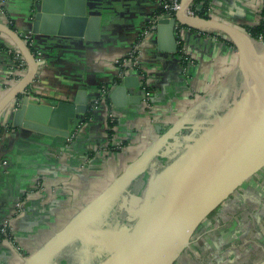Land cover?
Masks as SVG:
<instances>
[{"label": "crops", "instance_id": "1", "mask_svg": "<svg viewBox=\"0 0 264 264\" xmlns=\"http://www.w3.org/2000/svg\"><path fill=\"white\" fill-rule=\"evenodd\" d=\"M30 1L0 0L17 32L30 30L26 21ZM86 4L96 21L87 25L83 37L61 43L67 52L66 63H52L43 56L44 63L28 89L33 99H73L78 90H85L90 102L99 85L112 83L115 61L157 8L153 0H86ZM260 6L261 0H211L209 14L244 30V25L258 22ZM0 22L7 24V18L0 16ZM224 39L229 38L217 31L185 32L182 43L193 59L185 72L179 70L183 67L179 52L161 56L154 34L146 41L140 52V70L148 77L153 101L145 110L141 101L120 108L109 103L117 120L113 142H125L118 151L104 147L105 112L100 109L82 123L70 142L65 136L13 132L8 128V112L0 117L4 127L0 133V224L11 218L12 230L10 240L0 236V264H21L162 135L170 132L135 181L148 180L160 170L164 157L178 152L175 149L181 143L197 137L228 112L243 94L238 93L244 75L235 46ZM254 41L259 51L264 49V42ZM0 42L4 44L0 48L2 97L24 69L13 65V44L1 33ZM135 74L129 71L127 75ZM256 251L264 252V166L205 218L175 264H244Z\"/></svg>", "mask_w": 264, "mask_h": 264}, {"label": "water", "instance_id": "2", "mask_svg": "<svg viewBox=\"0 0 264 264\" xmlns=\"http://www.w3.org/2000/svg\"><path fill=\"white\" fill-rule=\"evenodd\" d=\"M191 2L180 0L172 16L157 19L156 51L161 56L180 51L178 25L223 33L236 48L245 92L220 120L185 141L184 149H178L170 163L151 173L140 205L128 212L129 224L116 222L118 227L109 228L108 214H115L113 205L146 171L170 132L152 142L21 264H59L61 252L75 241L81 242L85 255L80 264L96 258V264H172L188 248L205 218L264 166V49L259 51L254 39L241 28L188 14ZM86 6V0L30 1L26 21L50 62L66 63L67 52L61 43L83 37L87 25L96 21ZM0 33L26 63L22 76L0 97V117L8 112L13 132L68 136L84 122L90 108L86 91L78 90L73 99H33L28 89L44 60L37 59L19 32L4 22H0ZM140 72L125 75L111 88L109 100L114 107L141 101L140 89H128L139 88ZM256 264H264V258Z\"/></svg>", "mask_w": 264, "mask_h": 264}, {"label": "built area", "instance_id": "3", "mask_svg": "<svg viewBox=\"0 0 264 264\" xmlns=\"http://www.w3.org/2000/svg\"><path fill=\"white\" fill-rule=\"evenodd\" d=\"M156 2L157 7L164 8L168 14L165 17L172 16L171 13L174 14V12L179 7V1L180 0H163L160 2V0H153ZM188 14L194 15L193 12L188 8L186 11ZM0 16H4L3 10L0 8ZM158 17H151L149 22L143 24V27L138 32V35L136 37V40L132 42L131 45L127 48V50L124 52L120 58H118L115 61L117 70H116V76L120 79H122L125 75L129 73V71L137 72L140 70V52L143 47V45L148 41V39L151 38V36L154 34L155 25ZM191 30H197L199 34L202 32L205 34H208L212 32L211 30H205V29H195L188 26L178 25L177 26V35L180 42V51H181V58L183 59V62L185 64L183 65L181 71H186V67L188 64L193 63V59L188 54V51L184 45L183 42V34L187 31ZM21 38L26 43V45L31 49L32 53L35 55L37 59H42L44 52L41 49V46L37 42L36 38L32 34L30 30L19 32ZM14 48V47H13ZM179 51V53H180ZM14 59L18 62L15 67H18L19 69H26V63L20 53L14 48ZM141 72L138 74L139 78V89L141 91V103L145 107V109L150 108L151 105V91L149 90L148 86H150V82L148 80V77L146 74L140 70ZM115 85V83L111 84H101L98 88L97 94L93 97V99L90 101V107H92L94 110H103L105 112V118L104 123L106 126V118L116 119V115L110 110V104L106 102L107 96H109L111 88ZM84 123V122H83ZM82 123H79L76 125V127L73 128V130L66 136V141L70 142L72 141L79 131L81 130ZM114 144L117 147H121L119 143ZM107 146V142L104 145V147ZM122 148V147H121ZM21 204L19 202L16 203V207H20ZM11 218H4L0 224V236L4 237L7 240L11 239Z\"/></svg>", "mask_w": 264, "mask_h": 264}, {"label": "trees", "instance_id": "4", "mask_svg": "<svg viewBox=\"0 0 264 264\" xmlns=\"http://www.w3.org/2000/svg\"><path fill=\"white\" fill-rule=\"evenodd\" d=\"M161 1H163V0H160V2ZM210 2H211V0H192L191 4L189 5V9L193 12L194 15L209 18L210 17V14H209ZM0 8L3 10L5 17L7 18V25L10 28L16 30V27H15L13 20L8 16L6 11L1 6H0ZM167 14H168V12L164 8L157 7L156 10L153 12L152 16H150V18L151 17L155 18L158 16L159 17L167 16ZM171 14L173 15V13H171ZM258 14H259V20L257 23H255L253 25H244L243 28L249 34V36L251 38H253L255 40H259L261 42H264V0H261V6H260ZM149 20L147 22H149ZM224 40L227 44L234 46L233 42L230 39H224ZM2 47H4V44L2 42H0V48H2ZM180 55H181V51H180ZM11 60H12L13 65H16L18 63L14 59V52L11 53ZM180 62L182 65L185 64V62H183L182 58H180ZM138 71H140V70H138ZM120 81H121L120 78L114 77L112 82L117 84ZM148 88L150 91H152L151 86H148ZM106 102L110 103L109 96H107ZM95 111H97V110H94L92 107H90L89 110H87L85 115H84V117H85L84 122H86L90 118H92L94 116ZM116 124H117L116 119L106 118V126H105V133H106L105 140L107 142L106 147L108 150H111V151H118L121 149V147L123 145H125V142L122 141L120 144L121 147H117L113 142L114 126ZM8 128H10L9 125H8ZM3 129H4V127L0 126V133L2 132ZM144 181L146 184H148V181L146 179ZM146 184H145V187L147 186ZM172 264H175V261Z\"/></svg>", "mask_w": 264, "mask_h": 264}, {"label": "rangeland", "instance_id": "5", "mask_svg": "<svg viewBox=\"0 0 264 264\" xmlns=\"http://www.w3.org/2000/svg\"><path fill=\"white\" fill-rule=\"evenodd\" d=\"M245 90H246V83L243 82L242 86L240 87L239 93H238L239 96L241 95V92H245ZM142 109L145 110V107L142 106ZM186 143L185 142H184V144L181 143L180 146H178V148H176L175 150L184 149ZM163 153H164V151L160 152V154H163ZM176 154H177V152L174 153L172 156L164 157L165 162L160 164L161 165L160 170L163 167H165L168 163H170ZM145 179H146V177H144V179H142L140 181H134L132 183V185L130 186V188L127 190V192L124 193L118 201H116V203L113 205V209L115 210V212H117V214H120V213L122 214L123 211H126V213L128 214L129 211L134 212V210L138 208V206L140 205V203L142 201V198L144 197V193H145L146 187H147V186L145 187V184H146L144 181ZM108 216L109 217H108L107 221L109 224V228L118 227L115 224L116 222L117 223L120 222V224H124V223L127 224L128 218H129V217L127 218V216H126V221H124V219L118 220L116 218L117 215L114 213H112V215L108 214ZM122 216L125 217V214L123 213ZM129 223L130 222H128V224ZM81 245L82 244L80 241H75V242H72L71 244H69L66 248H64V250L61 252V254L58 258L59 264H62V260H63L64 256L65 257L70 256L73 259L74 264H80L82 259L83 260L85 259L84 253L82 254V252H81ZM247 257L244 260V264H256L257 262H259L260 260H262L264 258V252L262 254H258L257 251H256V253L252 252V254L247 256ZM94 258H95V256H94ZM93 260H95V259H93ZM92 261H90V262H92ZM90 262H89V264H90ZM92 264H95V263H92Z\"/></svg>", "mask_w": 264, "mask_h": 264}, {"label": "flooded vegetation", "instance_id": "6", "mask_svg": "<svg viewBox=\"0 0 264 264\" xmlns=\"http://www.w3.org/2000/svg\"><path fill=\"white\" fill-rule=\"evenodd\" d=\"M239 187H240V186H238L237 188H239ZM237 188H236V189H237ZM235 191H236V190H235ZM230 195H231V194H230ZM230 195H229V196H230ZM229 196H228V197H229ZM214 210H215V209H214ZM214 210H213V211H214ZM123 213L125 214V217L122 216ZM123 213H122V214H121V213H120V214H117V212H115V214L117 215L116 218H117L118 220H119V219H121V220L124 219V221H126V216H128V214L126 213V211H123ZM103 256H104V255H103ZM61 259H62V258H61ZM97 259H98V258H96L95 260H93L91 263H95V264H96L97 261H98ZM62 264H74V261H73V259H72L70 256H66V257L64 256V258H63V260H62Z\"/></svg>", "mask_w": 264, "mask_h": 264}]
</instances>
